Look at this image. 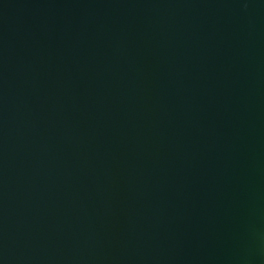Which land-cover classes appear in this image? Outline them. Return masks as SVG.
<instances>
[{
	"label": "water",
	"instance_id": "1",
	"mask_svg": "<svg viewBox=\"0 0 264 264\" xmlns=\"http://www.w3.org/2000/svg\"><path fill=\"white\" fill-rule=\"evenodd\" d=\"M0 264H264V0H0Z\"/></svg>",
	"mask_w": 264,
	"mask_h": 264
}]
</instances>
